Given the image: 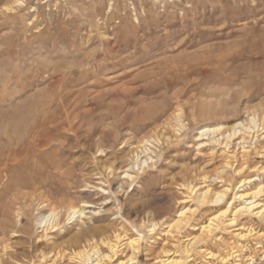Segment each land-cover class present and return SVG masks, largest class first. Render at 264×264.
<instances>
[{
    "label": "rangeland",
    "instance_id": "rangeland-1",
    "mask_svg": "<svg viewBox=\"0 0 264 264\" xmlns=\"http://www.w3.org/2000/svg\"><path fill=\"white\" fill-rule=\"evenodd\" d=\"M37 116L61 128L29 169L0 165V264H90L92 237L117 242L105 264H264V215L202 228L264 184V0H0V124ZM243 121L228 147L198 139Z\"/></svg>",
    "mask_w": 264,
    "mask_h": 264
},
{
    "label": "bare ground",
    "instance_id": "bare-ground-1",
    "mask_svg": "<svg viewBox=\"0 0 264 264\" xmlns=\"http://www.w3.org/2000/svg\"><path fill=\"white\" fill-rule=\"evenodd\" d=\"M6 119H8V117L5 118V120ZM29 119L24 117L22 119H18V121L13 120L11 122H6V123L1 122L0 132H1V134L6 135V137L3 138L4 143H2V144H4V145L0 146V165L3 166L1 168L2 170H8V168H9L12 171L13 170H19V169L22 171H25V169H29L31 167V165H33L31 162V159H30L31 157H29L30 155L33 156L35 153H38L39 151H42L45 149L49 150L51 147H53L52 144L55 141L53 136H55L56 133L59 132V128H61L59 124L58 125L55 124V123H59V121L56 120V121H53L50 123V121L46 120V118H44V116L40 117V118L38 116L35 118L30 117ZM263 122H264V116H263ZM250 123L253 124L254 127L259 125L256 116L250 117ZM245 125H247V123H245L243 121V122L237 123L232 129H229V130H224V128L221 125L220 126L218 125L216 127L215 126L214 127H207V128H204L200 131V135L198 136V139L201 140V139H203V137L205 138V136H207V138H209V140L211 139L214 142L215 141L219 142V140L221 138H225L226 139L225 144L228 147L229 142L233 138H235L237 134L241 133L242 128L246 129L247 131L252 130L250 126H245ZM60 138H62V137H60ZM213 141H211V142H213ZM140 158H141V160H140ZM148 159L149 158L142 160V156H140V154L138 152L136 153V160H137L136 163H139L138 165H142L141 168H143L144 165H146L148 163ZM150 159H151V157H150ZM33 163H36V161ZM44 163H45V161H44ZM1 173L2 172H0V174ZM126 176L133 177L129 173H126ZM33 177H35V175ZM250 181L251 180L248 179V182H250ZM240 183H241V185L238 187V189L243 186V184H244L243 180ZM186 186H188L187 188H189V191H191V193L195 192L196 188L192 183H189ZM262 192H264V184L263 185L260 184L256 189H254L252 192H249V193H236L234 195V198H232L229 202L226 203L227 207L224 208L220 213L216 214L214 216V218H212L211 221L202 228H204V231H206V233H211L214 226L216 225V221L222 220L223 217L227 213H229V211L232 212V216H233V217L229 218L231 224L235 223V221H236L235 216H236V213L238 211L245 210L247 212H254L258 216H263L264 215V203L259 201V198H261L260 197L261 194H263ZM208 193H209V189L201 192L200 195L198 194L199 195L198 200L200 202H203L202 204H204V202H206L205 200L207 198ZM227 194H228L227 191H223V190L216 192L214 194L213 199H211V200L213 202H216V203L223 202L224 199L227 197ZM236 199L242 201L243 203L240 205H237V207H234L232 209V206L234 205V203H236V202H234ZM68 208H69V210H68L69 211V216H68L69 219L72 220L74 217L76 218L77 214H79V217L83 216V211H80L78 208H76L75 205H70ZM188 210H189L188 208L181 210V212L178 215L179 218L176 220V223H175L176 228H179L180 225L183 223V221L186 220V218L188 217V216L186 217V215L188 214ZM239 213H237V214H239ZM228 215L229 214H227V216ZM58 218L59 217H58L57 212L55 210H51V212L49 214H45V215L41 216L40 225L42 227H47L46 230L55 228L56 225L58 224ZM157 224L158 223L151 224V227H150L151 232H154ZM86 233L87 232H85V233L79 232L76 237L81 238L82 236H85ZM115 236L117 239L116 241H119L120 235L118 233H116ZM243 236H244V234H243ZM141 237H142V235L140 234L139 236L131 238V240L128 241V246L132 249V255L130 256L129 262H134L137 258V254H138L139 249H140L139 247H140ZM201 237H202V235H201ZM240 237H241V235H240ZM91 240H93V241L91 242ZM100 241H101V243H104L106 246H108V248L110 250V254H111V252L114 255L116 254L117 242L113 243V241L108 240V238H102ZM86 242L87 243L86 244L84 243L80 250L74 251V253H75L74 256L79 258V260L86 261L90 264H105L104 258H106L107 260L112 258L110 254L103 253V251L99 247L98 241H96L95 238L92 237L91 239H86ZM45 257H46L45 254L42 255L41 261L46 259ZM157 264H180V261H179V259H172V258L167 257V258H164L163 260H160L159 262H157Z\"/></svg>",
    "mask_w": 264,
    "mask_h": 264
}]
</instances>
